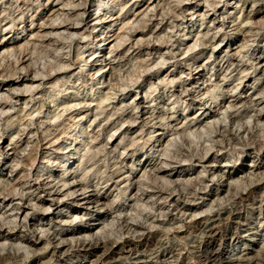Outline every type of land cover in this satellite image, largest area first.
<instances>
[{
	"label": "rangeland",
	"instance_id": "rangeland-1",
	"mask_svg": "<svg viewBox=\"0 0 264 264\" xmlns=\"http://www.w3.org/2000/svg\"><path fill=\"white\" fill-rule=\"evenodd\" d=\"M180 1L0 0V247L35 243L11 264H98L84 237L120 246L119 264H163L159 239L184 248L177 264L263 260L264 0ZM217 212L211 244L191 250L193 223Z\"/></svg>",
	"mask_w": 264,
	"mask_h": 264
},
{
	"label": "bare ground",
	"instance_id": "bare-ground-1",
	"mask_svg": "<svg viewBox=\"0 0 264 264\" xmlns=\"http://www.w3.org/2000/svg\"><path fill=\"white\" fill-rule=\"evenodd\" d=\"M253 1V0H252ZM18 2V1H17ZM180 2H182V0L180 1ZM210 2V1H209ZM249 2V1H248ZM255 2V1H254ZM253 2V3H254ZM245 5V4H244ZM84 6H85V4H84ZM181 6V5H180ZM179 6V7H180ZM257 6V5H256ZM246 7V6H245ZM244 7V8H245ZM253 7V6H252ZM261 7V6H260ZM19 8V7H18ZM155 8V7H154ZM153 8V9H154ZM262 8H264V6L263 7H261V9ZM253 9V10H252ZM251 10V12H250V14H248L247 15V18L249 17L250 18V15H251V13H253L254 11L257 13V12H260L261 10H259V11H256V10H258V9H256V10H254V8H252ZM153 12H155V11H153ZM242 12H243V10H242ZM155 14V13H154ZM84 15V14H83ZM161 16V15H160ZM248 18V19H249ZM246 20V19H245ZM216 21H218V20H216ZM212 22V21H211ZM213 22H214V20H213ZM224 22V21H223ZM215 23V22H214ZM247 23V22H246ZM217 24V23H216ZM60 26V25H59ZM73 26V25H72ZM47 27V26H46ZM67 27V26H66ZM58 28V27H57ZM68 28H70V26L69 27H67V30H68ZM72 28V27H71ZM210 29V28H209ZM205 36H208V35H205ZM122 39H123V37H122ZM209 40V39H208ZM118 44H120L121 45V43H118ZM151 45V44H150ZM142 47V46H141ZM115 50H117L116 49V46H115ZM71 56V55H70ZM260 64V63H259ZM60 68V67H59ZM64 68V67H63ZM63 68H61V69H63ZM263 70H264V68H262ZM60 70V69H59ZM262 70V71H263ZM57 72V71H56ZM44 73V72H43ZM32 78V77H31ZM20 79H22V81L21 82H24V81H28L29 79L27 78V77H24V78H20ZM31 80H33L34 81V79H31ZM41 80V79H40ZM36 87V86H35ZM18 94V93H17ZM4 100V99H3ZM5 100H8V99H5ZM260 101V100H259ZM258 101V102H259ZM6 102V101H5ZM259 105H261V104H259ZM255 112V111H254ZM261 113V112H260ZM228 115V114H227ZM233 115V114H232ZM260 115H262V114H260ZM229 116H231V115H229ZM231 117H233V116H231ZM134 118V117H133ZM226 118V117H225ZM236 118V117H235ZM252 118V117H251ZM155 119V118H154ZM234 119V118H233ZM233 119H231L230 118V120H233ZM234 121V120H233ZM258 121V120H257ZM221 123V122H220ZM125 125V124H124ZM135 125V124H134ZM239 125H241V124H239ZM227 131V130H226ZM232 135H233V133H232ZM252 142V141H251ZM225 145V144H224ZM232 145V144H231ZM215 150V149H214ZM208 153V152H207ZM198 154V153H197ZM203 160V159H202ZM162 168V167H161ZM160 170V169H159ZM158 170V171H159ZM162 170V169H161ZM164 170V169H163ZM166 171V170H165ZM118 174V173H117ZM31 175V174H30ZM34 176V175H33ZM28 180V179H27ZM34 179H32V181H33ZM36 180H38V179H36ZM162 180V179H161ZM21 181V180H20ZM165 181V180H164ZM198 181V180H197ZM42 182V181H41ZM158 182V181H157ZM189 182V181H188ZM255 182V181H254ZM37 183V182H36ZM71 183V182H70ZM31 184V183H30ZM42 184V183H41ZM72 184V183H71ZM77 184V183H76ZM170 184V183H169ZM261 184V183H260ZM72 185H74V184H72ZM42 185H39V187L36 189L37 191H40V190H43L44 188H42L41 187ZM68 186H69V184H68ZM75 186V185H74ZM132 186V185H131ZM155 186V185H154ZM264 186V185H263ZM67 188V187H66ZM69 188V187H68ZM48 189V186H47V188H46V190ZM50 189H52V188H50ZM61 189V188H60ZM64 189V188H63ZM62 190V189H61ZM60 190V191H61ZM22 191V190H21ZM29 191V190H28ZM33 191V190H32ZM66 191V190H65ZM75 191V190H74ZM17 192V191H16ZM34 192V191H33ZM70 192V191H69ZM39 193V192H38ZM44 193V192H43ZM50 193V192H49ZM53 194H54V192H52ZM76 193V192H75ZM85 193V192H84ZM164 193V192H163ZM32 194V193H31ZM45 194V193H44ZM51 195V193L49 194V195H46L47 197H49L48 199V201L53 205L54 203H58V202H61L62 200H63V198L61 199L60 198V196L62 195V193H61V195H56L57 194V192H55V194L54 195ZM59 194V193H58ZM25 196H26V198L28 197L27 196V194L25 193L24 194ZM35 195V194H34ZM40 195V194H39ZM73 195V194H72ZM72 195H70V193H69V195L68 196H72ZM21 196V195H20ZM23 196V195H22ZM33 196V195H32ZM66 197H67V195H65ZM75 196V195H74ZM161 196V195H160ZM16 197V196H15ZM63 197V196H62ZM66 197H64V198H66ZM172 197V196H171ZM17 198V197H16ZM34 198V197H33ZM36 198V197H35ZM90 198V197H89ZM88 198V199H89ZM164 198H166V197H164ZM164 198H162V199H164ZM168 198V197H167ZM166 198V199H167ZM5 199V198H4ZM15 199V198H14ZM24 199V198H23ZM31 200H32V198H30ZM151 199H152V197H151ZM156 199V198H155ZM169 199V198H168ZM171 199V198H170ZM13 200V199H12ZM16 200V199H15ZM25 200V199H24ZM153 200V199H152ZM2 201H5V200H2ZM43 201V200H42ZM164 201V203L166 202V203H169L168 202V200L167 201H165V200H163ZM172 201V199L170 200V202ZM242 201V200H241ZM13 202V201H12ZM11 202V203H12ZM24 202L25 201H23V204H24ZM29 202V201H28ZM176 202H178V200L176 201ZM22 203V202H21ZM94 203H98V201H96V199L95 200H93V199H90V200H88L87 202H86V204H87V207H86V209L87 210H90L91 209V205L92 204H94ZM163 203V204H164ZM172 203V202H171ZM170 203V204H171ZM27 204V203H26ZM85 204V203H84ZM163 204H161V205H163ZM11 205V204H10ZM165 205V204H164ZM172 205V204H171ZM173 205L175 206L176 204H174L173 203ZM11 206H13V204L11 205ZM16 206V205H15ZM93 206V205H92ZM109 206V205H108ZM108 206H107V209H108ZM113 206V205H112ZM170 206V205H169ZM177 206V205H176ZM233 206H234V204H233ZM21 207V206H20ZM19 207V208H20ZM23 207V206H22ZM109 207H111V206H109ZM238 207H240V205L239 204H237V202H236V205H235V207H234V209H233V211H234V213H236V210H238ZM16 208H18V206L16 207ZM18 208V209H19ZM29 208V207H28ZM31 208V207H30ZM34 208V207H33ZM93 208V207H92ZM97 208H99V207H97ZM163 208H165V207H163ZM167 208V207H166ZM12 209V208H11ZM49 209H50V207H49ZM113 209V208H112ZM17 209H15V211H16ZM20 210V209H19ZM18 210V211H19ZM24 210V209H23ZM32 210H34V209H32ZM110 210V209H109ZM115 210V209H114ZM168 210V209H167ZM170 210V209H169ZM172 210H175V209H172ZM40 211V210H39ZM38 211V212H39ZM98 211H99V209H98ZM118 211V210H117ZM240 211V210H239ZM260 211V210H259ZM41 212V211H40ZM109 211L108 210H106L105 211V213L107 214ZM111 212V211H110ZM174 212V211H173ZM14 213V212H13ZM19 213V212H18ZM21 213V212H20ZM90 213V212H89ZM113 213V212H112ZM164 213V212H163ZM167 214L169 213V212H166ZM166 213H164V214H166ZM177 213H179V212H177ZM232 213V212H231ZM238 213V212H237ZM236 213V214H237ZM261 213V212H260ZM29 214V213H28ZM27 214V215H28ZM170 214V213H169ZM173 214V213H172ZM172 214H170V217H169V222H173V221H180L181 220V217L179 216V215H172ZM183 214V213H182ZM181 214V215H182ZM227 214V213H226ZM2 215V214H1ZM27 215L25 216V217H27ZM13 216V215H12ZM165 216H167V215H165ZM183 216V215H182ZM158 217V216H157ZM163 217V216H162ZM2 218H3V215H2ZM18 218V217H17ZM20 218V217H19ZM28 218V217H27ZM26 218V219H27ZM118 218V217H117ZM120 218V217H119ZM165 218V217H164ZM227 218V220H228V218L229 217H226ZM232 218V217H231ZM24 219V218H23ZM26 219H24V220H26ZM123 218H121V220H122ZM163 219V218H162ZM167 219V218H166ZM165 219V220H166ZM16 220V219H15ZM20 220V219H19ZM18 219H17V221H19ZM125 220V219H124ZM133 220V219H132ZM226 220V219H225ZM226 220V221H227ZM26 221H28V220H26ZM126 221V220H125ZM138 221V220H137ZM156 221H158V220H156ZM155 221V222H156ZM162 221V220H161ZM168 221V220H167ZM183 221V220H182ZM195 221V220H194ZM193 221V222H194ZM210 221V222H209ZM230 221V220H229ZM12 222H14V221H12ZM118 222V221H117ZM121 222H123V221H120L119 223H121ZM129 222V221H128ZM127 221L126 222H124L123 223V227H120L121 229H120V231L121 230H123V233H126V235L127 234H133V236L132 237H135L136 235V239H138V241L139 240H141V241H143V242H145V241H149V240H151V239H153V236H152V234L150 233V232H148V229H146V227H144L143 225H140V224H130V223H128ZM234 222V221H233ZM18 223V222H17ZM17 223H15V224H17ZM22 223V222H21ZM25 223V222H24ZM27 223V222H26ZM34 223V222H33ZM165 223V222H164ZM183 223V222H182ZM222 223H224V214H218V212H217V215H215V216H213L211 219H207V220H201V221H195L194 223H193V228H195L197 231H201L203 234H201V235H203V237H201V239L200 240H195V241H193V246H191L190 244H188L189 246H191L190 248H191V250H195V251H198L199 249H201V248H203V247H205V246H208V245H210L211 244V242H212V240L215 238V236H216V230L217 229H220L219 228V226L222 224ZM229 223V222H228ZM13 224V223H12ZM66 224V223H65ZM167 224V223H166ZM176 224V222L174 223V225ZM177 224H178V222H177ZM19 225V224H18ZM22 225V224H21ZM26 225V224H25ZM25 225H23V226H25ZM122 225V224H121ZM160 225V224H159ZM163 225V224H162ZM168 225V224H167ZM166 225V226H167ZM22 226V227H23ZM27 226V225H26ZM31 226V225H30ZM35 226V225H34ZM60 226V225H59ZM58 226V228H60ZM62 226V225H61ZM170 226V225H169ZM173 226V225H172ZM19 227H20V225H19ZM21 227V228H22ZM155 227H158V224H157V226H155ZM160 227V226H159ZM168 227V226H167ZM191 227V228H192ZM15 228V227H14ZM17 228V227H16ZM15 228V229H16ZM24 228V227H23ZM26 228V227H25ZM24 228V229H25ZM29 228V227H28ZM58 228H54V229H57V230H59ZM62 228V227H61ZM150 228V227H149ZM13 229V228H12ZM20 229V228H19ZM153 229V228H152ZM17 230V229H16ZM33 230H34V228H33ZM32 230V231H33ZM38 230V229H37ZM47 230V229H46ZM49 230V229H48ZM47 230V231H48ZM62 230V229H61ZM149 230H151V229H149ZM222 230V229H221ZM30 231V230H29ZM28 231V232H29ZM46 231V232H47ZM60 231V230H59ZM125 231V232H124ZM152 231V230H151ZM49 232V231H48ZM47 232V234H49ZM147 232V233H146ZM221 232V231H220ZM51 233V236L49 237V239H47V246H51V245H55L54 247L56 248V249H58L59 248V246H61L62 244H63V246H64V243H65V241H67V239H64V237H62L63 235H64V233L63 232H57V231H53V233H52V231L50 232ZM122 233V234H123ZM192 233H193V231H192ZM195 233V232H194ZM177 234V233H176ZM125 235V236H126ZM222 235V234H221ZM10 236V235H9ZM15 236V235H14ZM28 236V235H27ZM45 236V235H44ZM130 236V235H129ZM22 237H24V236H22ZM29 237V236H28ZM87 237V236H86ZM131 237V236H130ZM159 237V236H158ZM221 237V236H220ZM9 238V237H8ZM47 238V237H46ZM73 238V237H72ZM72 238L71 239H69V240H72ZM104 238V237H103ZM198 238V237H197ZM13 239V238H12ZM17 239V238H16ZM74 239V238H73ZM107 239V238H106ZM135 239V240H136ZM14 240H15V238H14ZM13 240V242H15ZM18 240V239H17ZM46 240V239H45ZM75 240H76V238H75ZM98 240V239H97ZM104 240V239H103ZM133 240V238L131 239V240H126L125 241V243H123V245L121 246V250H123L124 252L125 251H127V253H128V255L130 254V255H133V254H135L134 253V249H136V248H134V249H132V242L134 241H132ZM159 240H161V239H159ZM155 241V240H153L152 242H150V247L151 248H154V249H158V251L156 252V260H157V262L159 261V262H162L163 264H177L178 263V259H179V257H181L182 256V251L184 250V248H182L180 245L178 246V245H173V247H171L170 246V244H169V247L167 246L166 247V245L162 242V241ZM21 243H19L18 245H20V246H18V247H16V245H15V243H13V242H11V244L10 243H8V245H2V247H0V264H11V263H13V262H15V261H18V260H20L21 258V255L19 254V252H20V250L19 249H24L26 252H28L29 251V248H31V246H32V244H35V243H33L32 242V240H30L29 238H21L20 240H19ZM18 241V242H19ZM78 242H79V247H78V245L76 246V249L79 251V252H85V253H91V254H93L94 255V253L95 252H97L98 250H100V249H102V251H103V253H101L102 255L100 256V257H98V259H97V263L98 264H105V263H107V262H110V261H113V262H110L109 264H119V262L117 261V258H116V250L120 247V246H118V248H115V246H112V244H110L109 242H103V243H92L91 242V240L89 241V239L88 238H81L80 240H77ZM99 241H101V240H99ZM110 241V240H109ZM164 241V240H163ZM176 241V240H175ZM69 242V241H68ZM78 242H77V244H78ZM94 242V241H93ZM134 242H136V241H134ZM133 242V243H134ZM142 243V242H141ZM165 243H167L166 241H165ZM21 244L23 245L24 244V247H22L21 248ZM26 244H29V245H26ZM72 245H74L73 243H71ZM115 244H116V242H115ZM121 245V244H120ZM26 246H29V247H26ZM53 247V248H54ZM74 247V246H73ZM171 247V248H170ZM188 247V246H187ZM186 247V248H187ZM72 248V247H71ZM115 248V249H114ZM162 248H164L165 250L163 251L162 250ZM169 248V249H168ZM189 249V248H188ZM148 250H150V249H148ZM120 251V250H119ZM151 251H153V250H151ZM186 251V250H185ZM124 252H123V255H124ZM155 252V251H154ZM188 252V251H187ZM192 252V251H191ZM198 252H200V251H198ZM55 253V252H54ZM126 253V254H127ZM147 253H148V251H147ZM153 253V252H152ZM193 253H195V252H193ZM217 253H219V252H217ZM118 254V253H117ZM192 254V253H191ZM129 255V256H130ZM139 255V254H138ZM137 255V256H138ZM136 256V257H137ZM140 256V255H139ZM155 256V255H154ZM30 257V255L27 257V258H29ZM133 257V256H132ZM131 257V258H132ZM152 257V256H151ZM150 257V258H151ZM189 257V256H188ZM20 258V259H19ZM121 258H122V256H121ZM120 258V259H121ZM127 258V257H126ZM153 258V257H152ZM203 258H204V260L208 263H212V264H224L225 262V260H226V258L223 256V254H219V255H214V253H211V254H209V255H204L203 256ZM246 258V257H245ZM257 258V257H256ZM255 258V259H256ZM119 259V258H118ZM154 259V258H153ZM201 259V258H200ZM254 259V260H255ZM131 260V259H130ZM136 260V263L135 264H149L148 262H146V261H143L142 259H140V257H138L137 259H135ZM252 261V259H241L240 258V260L238 259H236V261H239L238 263H235V261H231V262H229V264H242V263H245V264H264V258H263V260H261L260 259V261L259 262H257V261ZM257 260H258V258H257ZM52 261V260H51ZM121 261V260H120ZM149 261V260H148ZM125 262V261H124ZM183 262V261H182ZM24 263V262H23ZM48 263V262H47ZM96 263V262H95ZM152 263V262H151ZM179 263H180V261H179ZM185 263V262H184ZM121 264V263H120Z\"/></svg>",
	"mask_w": 264,
	"mask_h": 264
}]
</instances>
